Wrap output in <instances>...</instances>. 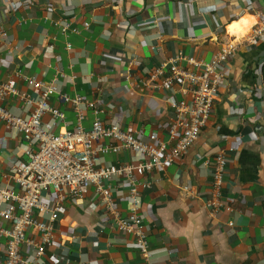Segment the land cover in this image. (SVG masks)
I'll use <instances>...</instances> for the list:
<instances>
[{
	"label": "crops",
	"instance_id": "crops-1",
	"mask_svg": "<svg viewBox=\"0 0 264 264\" xmlns=\"http://www.w3.org/2000/svg\"><path fill=\"white\" fill-rule=\"evenodd\" d=\"M263 8L264 0H0V29L8 33L3 36L0 31L2 80H13L34 94L16 71L53 82L55 72L48 64L59 59L64 71L77 76L72 84L57 81L59 89L89 96L85 78L91 73L93 78L106 74L111 80L101 84L98 98H115L122 108H129L130 116L122 112L119 120L123 128L136 133L154 128L163 133L174 113L166 91L151 86L141 94L127 81L125 57L133 56V71L146 75L161 60L181 52L209 60L227 41L239 43L237 57L223 63L228 79L211 123L182 161L160 170L169 178L146 190L143 209L150 220L146 225L149 237L156 243L152 250L156 264H264V111L258 106L260 91H256L259 81L264 85V63L260 64L264 38L245 39ZM92 13L95 17L87 29L84 23ZM61 22H69L66 34L61 33ZM111 35L115 37L107 40ZM10 40L21 49L19 55L8 52ZM68 41L80 50L70 52ZM50 43H55L54 53L49 51ZM107 44L116 48L111 55L104 51ZM108 67L113 71L107 72ZM10 105L17 112L22 108L19 99ZM251 109L255 123L244 112ZM65 113L71 128V111L65 108ZM103 117L109 120L106 114ZM242 134L243 139L239 138ZM23 143L22 135L11 133L0 120V183L10 158ZM221 147L235 148L229 160L239 174L226 185L234 200L228 211L218 214L213 227L201 206L204 197L176 195L175 180L206 191L211 186V166L201 155ZM128 159L125 152L114 154L115 163ZM92 196L88 190L85 198L73 201L68 197L63 203L57 221L59 237L51 250L64 262L55 264H144L132 238L112 228ZM121 206L125 211L130 203L124 200ZM232 220L233 227L228 224ZM46 262L53 264L49 255ZM26 264L38 263L30 259Z\"/></svg>",
	"mask_w": 264,
	"mask_h": 264
},
{
	"label": "built area",
	"instance_id": "built-area-1",
	"mask_svg": "<svg viewBox=\"0 0 264 264\" xmlns=\"http://www.w3.org/2000/svg\"><path fill=\"white\" fill-rule=\"evenodd\" d=\"M88 16L84 24L90 29L95 16L93 13ZM68 24L61 22V33L66 34ZM1 34L8 36L3 30ZM262 37L264 8L245 39L251 42ZM7 48L10 55L21 52L11 40ZM48 48L54 53L55 43H50ZM66 48L70 52L80 50L69 41ZM104 48L109 55L116 51L110 44ZM238 49V42L227 41L209 60L181 52L161 60L146 75L133 71V56L124 58L127 63L124 75L141 94L151 86L167 92L174 117L163 132L165 135L158 128L136 133L122 127L119 115L123 112L126 117L130 116L129 108H122L120 100L115 98L101 101L97 96L101 84L111 80L106 74L93 78L91 73L85 78L89 96L59 89L57 81L72 84L77 78L61 68L59 59L48 64L55 72L53 82L36 74L16 71L34 94L21 89L13 80L0 78V120L11 133L21 134L25 140L21 150L10 158L9 167L3 171V183H0V264H26L30 259L46 264L47 255L53 264L64 262L60 254L51 250L59 237L57 221L65 200L68 197L73 201L83 199L88 190L93 192L91 200L98 203L94 205L109 217L112 228L132 238V246L139 251L144 264H156L152 259L156 243L149 237L146 225L150 220L143 209L146 190L169 178L160 170L182 161L185 152L211 123L222 86L228 79L223 63L235 59ZM263 63L264 59L260 61ZM112 71L113 68H107V72ZM256 91H260L258 106L262 112L264 85L260 81ZM16 99L22 102L20 112L10 105ZM65 108L71 111L73 128L67 127ZM251 111L253 109L244 112L249 121L255 123L257 117L249 113ZM105 114L109 120L103 117ZM103 138L111 142L104 144ZM239 138L243 139L244 135ZM123 152L127 153L128 161L115 163L114 154ZM234 152V147H221L217 152L201 155L204 163L211 166V186L206 191L199 190L194 183L175 180L176 195L204 197L201 206L213 227L218 224V214L228 211L234 200L226 188L239 174L229 160V153ZM123 178L127 184L123 183ZM124 200L130 203L125 211L121 206ZM228 224L236 225L233 220Z\"/></svg>",
	"mask_w": 264,
	"mask_h": 264
},
{
	"label": "rangeland",
	"instance_id": "rangeland-1",
	"mask_svg": "<svg viewBox=\"0 0 264 264\" xmlns=\"http://www.w3.org/2000/svg\"><path fill=\"white\" fill-rule=\"evenodd\" d=\"M61 67H63V66H61ZM71 128H73V127H71ZM110 141H111V139H109V138H103V139L101 140V142H103L104 144H109Z\"/></svg>",
	"mask_w": 264,
	"mask_h": 264
},
{
	"label": "trees",
	"instance_id": "trees-1",
	"mask_svg": "<svg viewBox=\"0 0 264 264\" xmlns=\"http://www.w3.org/2000/svg\"><path fill=\"white\" fill-rule=\"evenodd\" d=\"M261 69H262V76H263V83H264V64L261 65ZM255 87H256V85H255Z\"/></svg>",
	"mask_w": 264,
	"mask_h": 264
}]
</instances>
